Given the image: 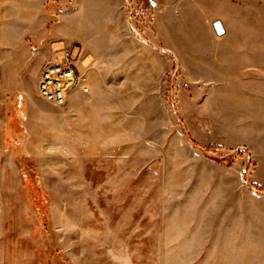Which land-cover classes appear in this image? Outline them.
<instances>
[{
  "label": "rangeland",
  "instance_id": "1",
  "mask_svg": "<svg viewBox=\"0 0 264 264\" xmlns=\"http://www.w3.org/2000/svg\"><path fill=\"white\" fill-rule=\"evenodd\" d=\"M0 264H264V0H0Z\"/></svg>",
  "mask_w": 264,
  "mask_h": 264
},
{
  "label": "built area",
  "instance_id": "2",
  "mask_svg": "<svg viewBox=\"0 0 264 264\" xmlns=\"http://www.w3.org/2000/svg\"><path fill=\"white\" fill-rule=\"evenodd\" d=\"M84 51L81 46L65 47L58 60L48 63L41 71L39 93L47 100L62 105L71 92L90 89L87 74L81 69Z\"/></svg>",
  "mask_w": 264,
  "mask_h": 264
},
{
  "label": "water",
  "instance_id": "3",
  "mask_svg": "<svg viewBox=\"0 0 264 264\" xmlns=\"http://www.w3.org/2000/svg\"><path fill=\"white\" fill-rule=\"evenodd\" d=\"M213 27L218 35H223L225 33V27L220 20L215 21Z\"/></svg>",
  "mask_w": 264,
  "mask_h": 264
}]
</instances>
